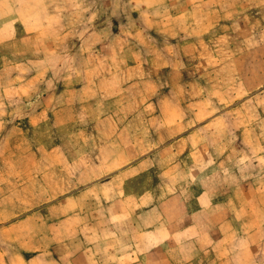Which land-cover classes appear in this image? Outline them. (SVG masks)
<instances>
[{"label": "rangeland", "instance_id": "rangeland-1", "mask_svg": "<svg viewBox=\"0 0 264 264\" xmlns=\"http://www.w3.org/2000/svg\"><path fill=\"white\" fill-rule=\"evenodd\" d=\"M182 14L187 19L172 23ZM152 17L160 21L154 25ZM102 45L109 46L96 58ZM93 62L97 68H87ZM42 73L63 91L46 120L38 114ZM112 118L129 127L110 151L103 130ZM119 150L128 161L143 159L128 187L122 178L105 183L117 171L94 184L68 185L100 173L91 161ZM42 157L47 167L73 163L57 167L58 176L66 190L95 193L81 204L84 216L98 210L86 215L96 227L127 224L108 230L110 244L98 248L107 264L131 248L121 241L136 231L128 209L147 224L184 226L190 219L183 212L199 206L201 192L212 196L218 228L164 235L174 233L180 243L186 236L217 238L220 244L204 253L264 261V0H0V264H42L44 250L54 264L56 251L76 243L86 251L79 240L87 233L75 239L70 229L79 216L64 224L61 245L50 244L58 230L51 228L54 214L42 221ZM47 174L54 179L53 169ZM123 188L134 196L152 191L155 210L128 196L118 202ZM152 250L164 253L140 247Z\"/></svg>", "mask_w": 264, "mask_h": 264}, {"label": "crops", "instance_id": "crops-1", "mask_svg": "<svg viewBox=\"0 0 264 264\" xmlns=\"http://www.w3.org/2000/svg\"><path fill=\"white\" fill-rule=\"evenodd\" d=\"M176 17L174 18V21H172V23L175 21H179L180 20L179 18H183L184 20L187 19V15L185 14H182ZM159 21L160 20L158 19V17L157 18L152 17L151 22H154L155 23L154 25H156ZM171 25L170 26L168 25L167 30L169 28H172ZM105 46H109V45H102L101 48H98L96 50L98 51V53L94 52L95 54L94 53L92 54L95 55L96 58H98V56L100 55L99 54L100 50H101V54L105 53L104 52ZM89 57H91V55ZM103 64H107V63L104 61ZM87 68L89 69L97 68L96 63L93 62L92 65L89 64ZM137 68L138 67L135 65L133 69L137 70ZM88 84L93 85L92 82H88ZM50 85H53L54 88L53 89L49 88ZM59 85H61L60 81H58L57 79H49L47 75L42 73V101H41L42 110L38 112V114L42 115V120H46L47 118H50L51 116H53L52 115L53 111L51 109L52 103L55 102L57 104L59 97H61L63 94L62 87L59 88ZM45 87H47L48 90H50V93L46 91ZM124 90H126V88H124ZM78 92H79L78 89H74L70 91L71 94H75ZM48 97H49V101L47 99ZM106 118L108 117L106 116ZM113 124L114 125H112L110 122V125H108V130H106V128L103 130V133L107 138L106 139L107 145L104 147V149H110V151L112 150L111 146H115V148H117L116 145H114V142L118 141L119 137H121V135H123L129 127V126L119 127L117 124L114 123V119H113ZM57 149L58 148L56 147L53 150L57 152ZM72 164L73 163H68V161L62 159L60 161L54 160V163L51 164L49 167H47V162L42 157V197H41L42 198V221L48 218L50 214H54L56 216L55 221L52 224L51 228L58 230V231L55 232L54 234L52 233L51 238H53L54 241L50 242V244L53 246L54 245L59 246L62 244L64 229H67L64 226V224L74 220L77 216H79L78 219H80L81 221L77 223H72V225L70 226V229H72L71 231L73 233V238L75 239H78V237L81 236L80 235L81 232L87 233L85 234V238H87L86 239L87 241H84V236H81V240H79V241H82V244L86 245L87 248L85 252H83L82 250L80 251L78 249L79 244L76 243V244H73V248H72V245L68 247V249L71 248L70 250H66L64 252L56 251L61 256H59L56 253L57 256L54 257L55 260H53L52 263L60 264L63 261H66L65 264H78L81 260L82 261L85 260L90 264H93V263L94 264H107L106 259L104 258L106 257V255L102 256L103 253L100 254V252H98V248L102 246H107L106 244H110L109 238L111 237V235L109 234L110 236H106V233H108V230L111 232L113 231V229L114 230L126 229L125 227H127V224L126 225L120 224V227L115 226L117 227L115 228L114 226L112 227L111 223L108 221L104 223L101 227H96L93 222H90L89 218L86 215L87 214L90 215L95 211L98 212V210H93L91 213H89L90 211L89 209L87 212H85V214L86 213L87 214L84 216L83 206L81 203H83L86 197L91 200L93 196L95 195V193H93L91 189L84 190V188L78 190L77 192L66 190L64 189V186H63V183H64L63 179L58 176V173L60 175L63 174L62 168L64 166H70ZM90 165H94L93 169L95 171H100V173L96 172V174L90 177V179L84 175H80V176L76 175L77 177L74 179V181L72 183H68V185L74 184L75 186L80 185L79 187H81L82 185L86 183L94 184V183L99 182L100 180L110 177L117 171V173L114 174L113 179L109 178L108 180H106L105 183L109 184L115 179L117 180L118 178H122L124 182L125 181L127 182V187H128V182L138 179V175L140 174V171L139 173H135V172L136 170H139V168H141V166L143 165V159L140 158L139 160L136 159L134 161H131V160L128 161L127 157L123 156L121 153V150H119L118 152H115L114 156L112 155L110 157L102 156V158H100L98 161L92 160ZM119 166H122V168L119 169L118 168ZM57 167H62V168H60L59 170ZM48 168H50V170L52 169L54 170V179H51V180L48 179V177H50L47 174ZM126 173L128 174V176L124 175ZM52 180L54 181V183H52ZM117 182L119 183L121 181H117ZM117 194L118 195L116 196L118 197V202L121 199V197L123 199L125 196H128L129 198L136 199L138 208L149 209L148 211H151V213L155 210L156 202H155L154 193L152 191L144 192L140 195L134 196V195L128 194L126 192V189L123 188L122 191L118 190ZM107 196L108 195L106 193H102L101 195V197L105 199L104 201L108 203L109 200ZM197 200H198L199 206L195 210L190 211L188 207L187 209L184 210L183 216L190 219V222H188V224L184 226H180L179 223L178 225H176L177 222H175V220L174 222L173 221H162L161 222L160 220H157V221L151 222L150 224H147L145 223L144 220L142 221L143 216L141 215L138 216L137 212L129 211L128 209L129 216L133 218L132 219L133 222H131V225H133L134 228H136L135 229L136 231L131 232L129 237L125 236L124 239L121 238V241H124L126 239L127 244L129 245L127 247H131V248L130 250L124 251L120 255H116L113 262H118V264H122L123 260L124 261L128 260L127 264H153L154 261L158 262L156 264H264V261L262 259H259V258L257 259V257L255 256L253 257V255H238V253H227V254H219V253L212 254V253H207V252L204 253V251H206L208 248L216 246V244H220V240L217 238H214V240L212 241H210L211 239L204 240V238H201L203 236H200L199 234L200 236L199 239H196V237L186 236V238L182 240V242L180 243V241L176 242V239H175L176 234L173 233L169 235H164V232H169V230H174V229L176 231L177 229L186 231L185 234H187V231L189 232L193 230H202L203 228L202 224L206 225L205 228H211V229L218 228V225H216L215 223L217 220V217L215 216L217 212L216 211L217 208L214 205L212 196H207L206 192H201L198 195ZM91 202L89 201L88 203L89 206ZM107 205L108 204L106 205L104 204V207H103L104 210L106 211V216H108V213H107L108 206ZM213 212H214L215 219L213 220L208 219L209 217L212 216ZM137 217H139V220H137ZM109 218H112V216ZM197 218L205 219V220L199 223V221H196ZM117 221L120 222L121 221L120 218H118ZM213 222H214V225H211L213 224ZM97 228H99V230L103 231L104 233L102 235H100V233L94 234L93 231ZM42 234H43V238L46 239L43 232ZM116 237H118V235H116ZM150 237L154 238V240H152V243L149 241ZM115 240H118V239H115ZM148 245L149 246L154 245L155 247L160 248V250H162L164 253H160L159 255L155 256L153 252L154 248H152L153 250L151 253H148V254L142 253L140 251V247L148 246ZM165 246L167 249L163 250ZM180 246H183L184 249H186L189 253L186 252L185 254H183V256L177 255L178 254L177 250ZM248 246L249 245H246V247ZM47 251L48 250L42 251L43 253L42 254V264H50L51 262L49 260L50 258L49 253ZM196 251L198 253H196ZM104 253L107 254L108 252H104ZM111 264H114V263L111 262Z\"/></svg>", "mask_w": 264, "mask_h": 264}]
</instances>
